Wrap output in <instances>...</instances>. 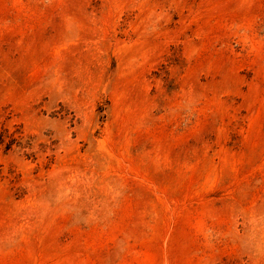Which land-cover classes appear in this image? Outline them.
<instances>
[{"label": "rangeland", "instance_id": "rangeland-1", "mask_svg": "<svg viewBox=\"0 0 264 264\" xmlns=\"http://www.w3.org/2000/svg\"><path fill=\"white\" fill-rule=\"evenodd\" d=\"M0 264H264V0H0Z\"/></svg>", "mask_w": 264, "mask_h": 264}]
</instances>
